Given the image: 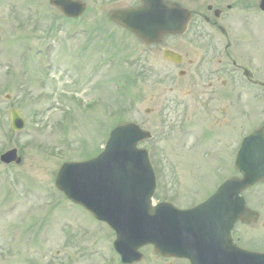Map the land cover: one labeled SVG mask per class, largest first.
Returning a JSON list of instances; mask_svg holds the SVG:
<instances>
[{
  "label": "rangeland",
  "instance_id": "obj_1",
  "mask_svg": "<svg viewBox=\"0 0 264 264\" xmlns=\"http://www.w3.org/2000/svg\"><path fill=\"white\" fill-rule=\"evenodd\" d=\"M85 1L79 21L64 18L49 0H0V155L17 147L23 157L19 164L0 160V264H130L117 256L111 227L55 185L62 162L97 155L121 120L136 121L153 135L139 146L155 169V202L193 205L224 175L237 173L231 162L216 167L225 154L230 160L231 153L221 151L235 144L233 134L215 133L212 147L221 151L204 152L195 128L175 106L160 102L158 75L167 66L141 71L131 61L137 43L108 22L106 6ZM12 107L27 120L18 132L10 127ZM246 194L260 217L236 223L233 236L264 250V182ZM143 252L132 264L172 263L150 246Z\"/></svg>",
  "mask_w": 264,
  "mask_h": 264
},
{
  "label": "water",
  "instance_id": "obj_2",
  "mask_svg": "<svg viewBox=\"0 0 264 264\" xmlns=\"http://www.w3.org/2000/svg\"><path fill=\"white\" fill-rule=\"evenodd\" d=\"M50 2L70 17L81 16L86 8L81 0ZM129 16L134 13H110L111 19L135 29ZM10 116L13 131L24 128L26 120L18 108H12ZM149 136L134 122H121L98 157L62 165L57 187L116 229L115 247L126 262L141 259L138 248L153 242L156 251L190 257L192 264H264V252L240 248L231 235L238 220L258 219V212L246 205L240 192L264 180V133L255 131L245 139L237 159L243 176L228 178L208 199L189 209L167 202L152 205L154 172L147 151L137 147ZM1 160L20 163L22 157L14 147Z\"/></svg>",
  "mask_w": 264,
  "mask_h": 264
},
{
  "label": "flooded vegetation",
  "instance_id": "obj_3",
  "mask_svg": "<svg viewBox=\"0 0 264 264\" xmlns=\"http://www.w3.org/2000/svg\"><path fill=\"white\" fill-rule=\"evenodd\" d=\"M95 1L108 12L143 8L132 16L141 23L143 37L111 21L137 43L130 50L134 64L143 71L167 66L158 75L164 86L160 102L180 111L210 155L221 151L212 142L222 130L227 137L233 134L235 144L225 143L221 151L231 153L230 160L225 154L216 167L233 164L244 136L264 128V0ZM172 51L179 62L164 58ZM238 240L242 247L260 250Z\"/></svg>",
  "mask_w": 264,
  "mask_h": 264
}]
</instances>
